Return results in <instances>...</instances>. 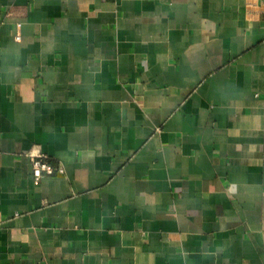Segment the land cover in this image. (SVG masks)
Segmentation results:
<instances>
[{
    "label": "crops",
    "instance_id": "1",
    "mask_svg": "<svg viewBox=\"0 0 264 264\" xmlns=\"http://www.w3.org/2000/svg\"><path fill=\"white\" fill-rule=\"evenodd\" d=\"M0 264H264V0H0Z\"/></svg>",
    "mask_w": 264,
    "mask_h": 264
},
{
    "label": "built area",
    "instance_id": "2",
    "mask_svg": "<svg viewBox=\"0 0 264 264\" xmlns=\"http://www.w3.org/2000/svg\"><path fill=\"white\" fill-rule=\"evenodd\" d=\"M57 170V168L46 162L42 156L33 158V175L36 183H39L44 175H52ZM59 171L63 172L61 168H59Z\"/></svg>",
    "mask_w": 264,
    "mask_h": 264
}]
</instances>
